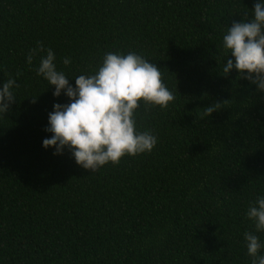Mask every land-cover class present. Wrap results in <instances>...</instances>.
<instances>
[{
    "label": "trees",
    "instance_id": "16d2710c",
    "mask_svg": "<svg viewBox=\"0 0 264 264\" xmlns=\"http://www.w3.org/2000/svg\"><path fill=\"white\" fill-rule=\"evenodd\" d=\"M257 2L0 0V88L19 84L0 114V264H252L244 233L264 245L246 216L264 197V91L222 69L235 62L227 28L251 22ZM37 42L73 87L109 52L158 66L176 99L137 110L153 151L91 172L67 148L45 149L49 113L70 100L37 75L46 53L27 63Z\"/></svg>",
    "mask_w": 264,
    "mask_h": 264
},
{
    "label": "clouds",
    "instance_id": "9594fccd",
    "mask_svg": "<svg viewBox=\"0 0 264 264\" xmlns=\"http://www.w3.org/2000/svg\"><path fill=\"white\" fill-rule=\"evenodd\" d=\"M223 48L233 59H227L222 71L225 75L235 68L242 78L258 85L264 91V3L254 6L251 22L233 23L223 36ZM40 53L37 75L55 86L53 95L63 93L70 103L55 104L49 113L51 138L43 140V147L55 148L54 155L63 154L67 148L82 168L95 172L111 163L119 165L125 156L136 157L151 153L158 139L150 131H137L136 115L141 103L146 107L166 109L176 99L173 91L163 82L161 69L135 52L125 54L106 53L102 64L94 74L75 77V87L69 77L56 67L53 50L43 42L29 50L27 63ZM63 64H71L64 58ZM246 73V75H245ZM19 75V74H18ZM19 87L9 78L0 88V114L4 115L16 97L12 89ZM32 102H36L33 97ZM220 104L205 108V116L218 110ZM246 216L252 220L257 232L264 231V197L249 204ZM247 254L252 264H264V255L258 253L264 245L252 232H245Z\"/></svg>",
    "mask_w": 264,
    "mask_h": 264
}]
</instances>
